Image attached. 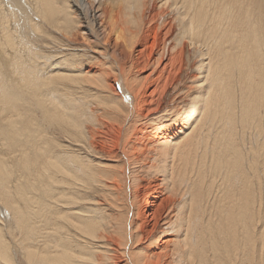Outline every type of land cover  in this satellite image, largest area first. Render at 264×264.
Segmentation results:
<instances>
[{
  "label": "bare ground",
  "instance_id": "obj_1",
  "mask_svg": "<svg viewBox=\"0 0 264 264\" xmlns=\"http://www.w3.org/2000/svg\"><path fill=\"white\" fill-rule=\"evenodd\" d=\"M0 264H264V0H0Z\"/></svg>",
  "mask_w": 264,
  "mask_h": 264
}]
</instances>
